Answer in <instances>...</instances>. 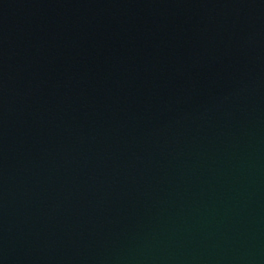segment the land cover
Instances as JSON below:
<instances>
[{
  "label": "water",
  "instance_id": "95a60500",
  "mask_svg": "<svg viewBox=\"0 0 264 264\" xmlns=\"http://www.w3.org/2000/svg\"><path fill=\"white\" fill-rule=\"evenodd\" d=\"M0 264H264V0H0Z\"/></svg>",
  "mask_w": 264,
  "mask_h": 264
}]
</instances>
